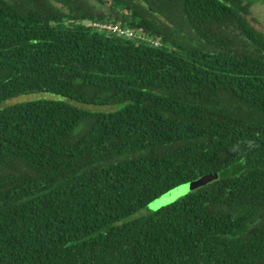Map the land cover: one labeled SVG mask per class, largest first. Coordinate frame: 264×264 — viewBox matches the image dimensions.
<instances>
[{
    "label": "trees",
    "instance_id": "16d2710c",
    "mask_svg": "<svg viewBox=\"0 0 264 264\" xmlns=\"http://www.w3.org/2000/svg\"><path fill=\"white\" fill-rule=\"evenodd\" d=\"M255 2L0 0V264H264Z\"/></svg>",
    "mask_w": 264,
    "mask_h": 264
},
{
    "label": "rangeland",
    "instance_id": "374dc122",
    "mask_svg": "<svg viewBox=\"0 0 264 264\" xmlns=\"http://www.w3.org/2000/svg\"><path fill=\"white\" fill-rule=\"evenodd\" d=\"M251 21L254 24V26L261 32L264 33V3L261 2H255L252 6H251ZM59 98H63L60 95H56L53 93H49V92H34V93H28V94H22V95H18L16 97L10 98L8 100H6L5 102L2 103L1 106L4 105H9L15 102H20V101H24V100H30V99H59ZM66 100H68L67 98H65ZM70 102L77 104L81 107H85L94 111H110V110H115L119 108V105H101V106H96V105H90V104H83V103H78L76 101H71ZM221 177L220 173H210V174H206L203 175L195 180L183 183L171 190H169L168 192L164 193L163 195H161L160 197L154 199L153 201H151L146 207L140 209L139 211L129 215L128 217H126L125 219H123L122 221H129V220H133L135 218H139L141 216H144L152 211H155L175 200H177L178 198L184 196L185 194L194 191L196 189H199L203 186H206L210 183H213L217 180H219Z\"/></svg>",
    "mask_w": 264,
    "mask_h": 264
},
{
    "label": "built area",
    "instance_id": "2783aa9c",
    "mask_svg": "<svg viewBox=\"0 0 264 264\" xmlns=\"http://www.w3.org/2000/svg\"><path fill=\"white\" fill-rule=\"evenodd\" d=\"M88 25L92 26L96 30L104 31L107 33H112L120 36H124L127 38L138 37L142 40L150 41L153 44H158L157 40L153 38L146 37L142 31L136 32V30L123 24L120 21H107V20H95L87 23Z\"/></svg>",
    "mask_w": 264,
    "mask_h": 264
}]
</instances>
